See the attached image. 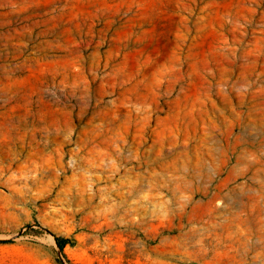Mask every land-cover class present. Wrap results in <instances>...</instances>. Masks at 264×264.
<instances>
[{
  "label": "rangeland",
  "instance_id": "374dc122",
  "mask_svg": "<svg viewBox=\"0 0 264 264\" xmlns=\"http://www.w3.org/2000/svg\"><path fill=\"white\" fill-rule=\"evenodd\" d=\"M0 264H264V0H0Z\"/></svg>",
  "mask_w": 264,
  "mask_h": 264
},
{
  "label": "trees",
  "instance_id": "16d2710c",
  "mask_svg": "<svg viewBox=\"0 0 264 264\" xmlns=\"http://www.w3.org/2000/svg\"><path fill=\"white\" fill-rule=\"evenodd\" d=\"M57 240H58L59 247L63 248L65 246L66 241L62 238H59Z\"/></svg>",
  "mask_w": 264,
  "mask_h": 264
}]
</instances>
